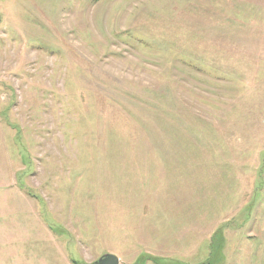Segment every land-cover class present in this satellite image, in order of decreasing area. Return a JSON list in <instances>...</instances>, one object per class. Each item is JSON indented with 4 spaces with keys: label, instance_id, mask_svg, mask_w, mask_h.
I'll return each mask as SVG.
<instances>
[{
    "label": "rangeland",
    "instance_id": "rangeland-1",
    "mask_svg": "<svg viewBox=\"0 0 264 264\" xmlns=\"http://www.w3.org/2000/svg\"><path fill=\"white\" fill-rule=\"evenodd\" d=\"M0 16V264H264V0Z\"/></svg>",
    "mask_w": 264,
    "mask_h": 264
},
{
    "label": "water",
    "instance_id": "water-1",
    "mask_svg": "<svg viewBox=\"0 0 264 264\" xmlns=\"http://www.w3.org/2000/svg\"><path fill=\"white\" fill-rule=\"evenodd\" d=\"M2 18L0 16V24H1ZM95 264H121L120 258L112 253H105L101 257H99Z\"/></svg>",
    "mask_w": 264,
    "mask_h": 264
}]
</instances>
